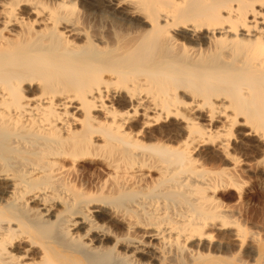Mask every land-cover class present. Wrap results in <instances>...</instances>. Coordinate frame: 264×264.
<instances>
[{"label": "bare ground", "instance_id": "6f19581e", "mask_svg": "<svg viewBox=\"0 0 264 264\" xmlns=\"http://www.w3.org/2000/svg\"><path fill=\"white\" fill-rule=\"evenodd\" d=\"M249 192L264 0H0V264H264Z\"/></svg>", "mask_w": 264, "mask_h": 264}, {"label": "rangeland", "instance_id": "374dc122", "mask_svg": "<svg viewBox=\"0 0 264 264\" xmlns=\"http://www.w3.org/2000/svg\"><path fill=\"white\" fill-rule=\"evenodd\" d=\"M248 185H250V184H248ZM250 194H251V195H250ZM248 195L251 196V197H248ZM253 195H254V196H253ZM252 197H253V198H252ZM254 197H255V194L252 193V192H249V193H247V195L245 196V200L248 199L247 201H244V200H238V199L236 198V199H235L236 201L234 200L235 203H234V201H233V202L231 203V205L233 204V207L236 206L235 208H237V207L239 208V207H240V209H241L240 214L237 215V217H238V216H239V217H238V218L236 217V220L238 219V221L241 222V219H243V221L245 222V227H246V225L248 224V225H247L248 227H246V228H249V229L251 228V226H253V223H254V221H255V223H256L257 225L254 224V226H257V227L255 228V227L253 226L252 228H255L256 233L259 232V230H261V232H259V234H260V236H262V235L264 236V234H262V231L264 230V226H262V225H264V224H262L263 221H264V219H263V218H264V215L259 214V215H261V218H259V217H260V216H259V217H257V219H256L255 216H256V215L258 216V213H255V212H254L255 214H253L252 211L249 210L250 207L253 208V207H257V206H259V201H258V200H255ZM251 198H252V200H251ZM253 200H254V201H253ZM241 202H242V203H241ZM244 202H247V204L244 203ZM252 202H253V203H252ZM240 203H241L242 205H241ZM255 203H256V204H255ZM245 205H246V206H245ZM241 206H242V207H241ZM243 206H244V207H243ZM247 206H249V207H247ZM244 208H247V210L244 209ZM243 209H244V210H243ZM238 210H239V209H238ZM242 210L245 211V212H243ZM241 215L245 218V220H244V218H243ZM246 215H247V216H248V215H252L253 217H252V218H249L250 216L246 217ZM240 216H241V218H240ZM239 218H240V219H239ZM254 218H255V219H254ZM249 219H251L250 221H251L252 223H251L250 221L248 222ZM261 219L263 220V221H261L262 223L259 221V220H261ZM253 220H254V221H253ZM256 220H257V221H256ZM243 221H242V222H243ZM247 222H248V223H247ZM258 222H259V223H258ZM260 223H261L262 225H261ZM242 224H243V223H242ZM258 224H259V227H258ZM243 225H244V224H243ZM249 226H250V227H249ZM252 228H251V229H252ZM258 228H259V230H258ZM252 230H254V229H252ZM257 230H258V231H257ZM255 231H253V232H255ZM263 233H264V231H263ZM261 234H262V235H261ZM263 236H262V239L264 240ZM249 237H250V236H249ZM250 238H251V237H250ZM249 241H250L249 244H251V245H250V248L254 249V247H255V249H256V247H257L256 242H254L252 239L249 240ZM255 244H256V245H255ZM254 245H255V246H254ZM253 246H254V247H253Z\"/></svg>", "mask_w": 264, "mask_h": 264}]
</instances>
